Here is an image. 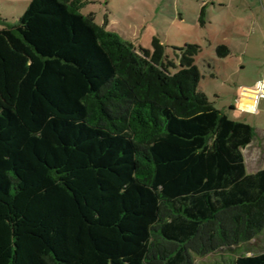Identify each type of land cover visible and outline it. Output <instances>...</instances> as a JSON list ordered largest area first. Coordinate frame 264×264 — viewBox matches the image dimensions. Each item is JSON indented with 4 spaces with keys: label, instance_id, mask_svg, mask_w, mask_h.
I'll return each instance as SVG.
<instances>
[{
    "label": "trees",
    "instance_id": "obj_1",
    "mask_svg": "<svg viewBox=\"0 0 264 264\" xmlns=\"http://www.w3.org/2000/svg\"><path fill=\"white\" fill-rule=\"evenodd\" d=\"M88 2L31 0L0 29V264H264L255 128L199 89L202 47L178 66Z\"/></svg>",
    "mask_w": 264,
    "mask_h": 264
},
{
    "label": "rangeland",
    "instance_id": "obj_2",
    "mask_svg": "<svg viewBox=\"0 0 264 264\" xmlns=\"http://www.w3.org/2000/svg\"><path fill=\"white\" fill-rule=\"evenodd\" d=\"M206 1L209 4L204 9L203 20V0H89L82 11L93 13L97 23L107 22L109 30L138 47L152 48L153 38H160L165 53L178 66L176 54L180 51L177 48L187 43L199 44L202 50L196 56V63L203 76L199 89L207 94L215 107L255 128L253 142L243 150L247 171L253 173L264 168V100L260 111H247L255 108L259 86L250 89L243 88V84L250 85L263 78L264 0H233L228 7H222V0ZM30 2L0 0V29L18 22ZM238 14L241 23L235 22L234 16ZM250 14L256 15L257 19L249 18ZM221 44L231 50L226 57L217 54ZM239 87L242 89L240 106L244 109L237 108ZM262 239L255 241L254 254L259 253ZM218 258L221 264L225 263L222 257L210 254L195 256V264H217Z\"/></svg>",
    "mask_w": 264,
    "mask_h": 264
},
{
    "label": "crops",
    "instance_id": "obj_3",
    "mask_svg": "<svg viewBox=\"0 0 264 264\" xmlns=\"http://www.w3.org/2000/svg\"><path fill=\"white\" fill-rule=\"evenodd\" d=\"M232 1L233 0H222V7L224 6V7H228V5H230V4H232ZM203 3L205 4L204 5V9H205V7L206 6H208V4H209V2H207L206 0H203ZM237 8H238V6H237ZM251 15V17L249 16V18H253V19H257V16L256 15H254V16H252V14H250ZM234 18H235V22H242L241 20H242V18L240 17V15L238 14V15H235L234 16ZM246 24V23H245ZM250 41H251V38L249 39V43H250ZM242 65V67L244 66L243 64H241ZM261 80V79H260ZM259 79H257V80H254L250 85L249 84H243V88H250V89H257L258 88V86H259V81H260ZM263 90H264V86H263ZM241 91H242V89L239 87L238 88V97H237V100L239 101V104H238V106H237V108H241V109H244V108H242L241 106H240V99H241ZM263 100H264V98H262ZM262 99H260L259 101H258V104L256 105V107L253 109V110H247V109H245V110H247V111H251V112H253V111H260L261 109H260V107H261V105H262ZM233 108L234 109H236L235 108V106H233ZM263 237H264V235H263ZM260 239H262V237H259V238H255V239H253L252 241H251V244L250 245H248V246H246L245 248L249 251L248 252V254H252V248H253V246H255L256 245V240L258 241V240H260ZM264 247V239H262V241L260 242V244H259V249H261V248H263Z\"/></svg>",
    "mask_w": 264,
    "mask_h": 264
},
{
    "label": "built area",
    "instance_id": "obj_4",
    "mask_svg": "<svg viewBox=\"0 0 264 264\" xmlns=\"http://www.w3.org/2000/svg\"><path fill=\"white\" fill-rule=\"evenodd\" d=\"M263 86H264V74H263V78L259 81L258 93H257L256 98H255V107L258 104V101L260 99L264 98Z\"/></svg>",
    "mask_w": 264,
    "mask_h": 264
}]
</instances>
